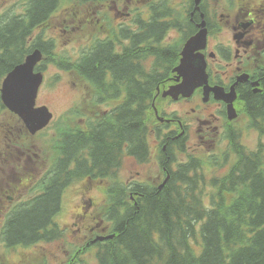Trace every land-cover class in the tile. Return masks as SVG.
<instances>
[{"label": "trees", "instance_id": "1", "mask_svg": "<svg viewBox=\"0 0 264 264\" xmlns=\"http://www.w3.org/2000/svg\"><path fill=\"white\" fill-rule=\"evenodd\" d=\"M31 1L26 15L0 17V91L4 78L36 48L46 57L39 71L45 69L46 60L54 57L53 42H30V38L34 29L48 20L57 0ZM151 26L143 33L126 30V39L132 44L123 55H114L109 46L101 54L110 56L108 60L98 59L94 52L77 62L57 59L58 65L73 66L91 83L94 74L98 79L109 74L108 78L119 81V85L100 87L114 99L126 91V104L114 112V131L107 132L96 144L107 152L118 153L126 140L129 153L141 157L147 154L153 99L158 85L171 72L166 60L169 65L178 57L176 53L155 49L154 43L162 33L154 31L155 23ZM142 44L147 45L145 50L141 49ZM150 56L156 59L153 68L145 65ZM100 61L102 65L97 68ZM259 101L249 102L248 109L264 117V97ZM5 110L0 98V114ZM252 121L264 131L258 124H264V119ZM235 148L240 160L220 181L218 193L210 200L211 206L206 205L203 196L205 179L198 172L200 163L196 160L183 165L161 190L137 189L142 196L132 207L126 198L124 213L117 214L115 205L116 237L100 249L99 264H264V149L247 152L240 145ZM91 170H87L88 174ZM78 176L68 170L63 178L53 181L35 205L15 213L6 226L8 246L29 247L60 239L63 232L53 222L61 209L64 188Z\"/></svg>", "mask_w": 264, "mask_h": 264}, {"label": "flooded vegetation", "instance_id": "2", "mask_svg": "<svg viewBox=\"0 0 264 264\" xmlns=\"http://www.w3.org/2000/svg\"><path fill=\"white\" fill-rule=\"evenodd\" d=\"M139 2L144 5L142 11L146 14L137 18L133 11H128L130 5L136 3V0H126L125 18L139 19L144 30L148 29L149 20L154 19V31L164 35L162 44L169 45L174 50H180V48L182 50L186 42L197 35L202 28L207 30V47L202 54L207 63L208 85L198 88L190 97H180L177 101L165 98V101L160 103V108L157 106L158 115H156L160 121V134L155 154L152 155L149 150L144 160L140 159L139 154L129 155V158L137 160L145 169L144 178L138 180L131 175L132 180L124 181L119 174L126 161V140L118 153L114 150L107 152L104 147L96 146L107 132L114 131L112 127L114 121L109 123L112 112L107 109L98 112L102 104L113 97L101 88L112 84L119 85V81L114 82L113 79L108 78L109 74H106L107 78L104 79H98L99 76L94 74L97 78L95 77L92 81V111L86 110L90 116L89 122L86 120L87 126L83 128L61 133L57 163L53 158H42L34 162L32 155L37 157V153L20 149L21 155H28L24 170L32 171V174L26 177L31 182L25 193L18 194L19 189L12 186L9 188V185L18 180L19 166L18 164L10 166L7 188H9L8 193L11 194L6 197L9 203L13 204L14 209L40 194V186H45L49 182L51 167L58 168L65 175L68 174V170L78 175L85 174L86 176L81 178L82 181L112 180L119 186L114 189L111 197L123 200L126 204L127 189L133 190V193L138 196L140 195L137 192L139 187L148 185L155 188L156 183L168 182L173 169L179 166L180 153L184 159L190 153L189 150L194 148V144L196 147H202L209 143L214 145L220 141L221 135L230 130L233 125L228 121L230 101H233L240 117L246 113L245 104L260 102L259 99H263L264 0H199L198 4L197 0H139ZM154 14L155 16H152ZM119 24L123 32L119 31L111 37H115L118 45H123L122 51H124L126 26L122 25L126 24ZM120 33L124 37L123 41L119 37ZM170 36H174L175 39L173 40ZM179 38L182 39L180 42H178ZM107 49H98L96 54L98 59H110V56L108 58L106 55L105 57L101 55ZM100 65H102L101 61L96 67L99 68ZM84 81L87 82V80ZM123 82L126 88V80ZM177 82V76L174 75L164 85L166 87L164 90L176 85ZM207 87L217 91H209ZM160 95L163 97L162 93ZM124 97L125 105L126 91H124ZM172 105L177 108L170 110ZM196 139H199V144L195 143ZM14 146L16 142L13 143L11 140L7 148L13 149ZM8 149L2 150L1 155ZM89 168L92 169L90 174L87 172ZM137 175L142 177L141 173ZM3 180V177H0V182ZM29 193L32 195L26 198ZM82 206L84 213L78 215L75 223L78 227L79 240L75 246L79 248V252L87 251V248L92 245L97 246L109 241V239H101L110 238L114 226L112 219L109 218V221H106L107 218H104L106 214L104 208H100L92 199L89 202H83ZM13 213L14 210L10 215ZM8 214L3 212L1 219L6 220Z\"/></svg>", "mask_w": 264, "mask_h": 264}, {"label": "rangeland", "instance_id": "3", "mask_svg": "<svg viewBox=\"0 0 264 264\" xmlns=\"http://www.w3.org/2000/svg\"><path fill=\"white\" fill-rule=\"evenodd\" d=\"M125 1L96 0L93 3H82L78 0H62L50 20L43 26L38 27L33 33L32 38L34 41L41 36L43 39L51 40L55 44V59L53 57L50 61H47L44 70L45 82L41 87L37 102L38 106L49 107L55 119L43 134H40L41 136H31L15 115L8 111H3L0 114V177L4 179L0 182V264L79 263V260H74L76 255L74 244L79 241L77 239L78 227L75 223L79 217L78 215L84 213L82 203L89 202L92 199L100 208L106 209L108 201L106 191L111 186V180L101 182L75 181L66 189L63 196L62 210L56 218V223L65 231L62 239L41 242L25 248H9L4 241L5 223L14 210L13 204H10L6 197L11 194L8 193V189L12 186L19 189L18 194H24L31 182L26 177L28 174L31 175L32 171L24 170L28 155H21L20 149L37 153V157L32 155L34 162L42 160V158H53L56 162L61 133L83 128L87 126L86 120L89 122L90 116H88L86 110L92 111L93 89L91 85L76 72L59 67L57 59H69L72 62H77L82 54L87 53L96 44L97 39L102 40L111 37L113 32L121 27L119 23L129 24L130 19L125 18ZM29 2V0H0V17H11L14 13L18 15L25 14ZM142 6L144 5L136 0V3L130 5L128 11H133L134 15L138 14V10H143ZM170 38L175 37L170 36ZM175 108L176 106L170 107V110ZM106 109L109 108L104 106L98 112ZM150 119L148 123L150 125L148 143L149 150L154 155L158 143V132L156 122L152 120V114ZM242 129L240 141L249 149L255 150L257 144L263 141L262 136L249 126L243 125ZM11 140H13V143L16 142V146L13 149H8L7 145L11 144ZM4 149L8 150L1 155V151H4ZM224 151L225 149L220 150L214 145H206L190 152L195 153V157H203L205 160L209 158L210 154L217 153L221 155ZM198 154H204V156ZM211 161L213 160L211 159ZM124 162L119 174L121 179L130 181L132 180L131 175L138 180L144 178L145 169L140 166L141 163L128 156ZM15 164L19 166L18 180L11 183L7 188L8 172L10 166H15ZM137 173H141L142 177H139ZM204 174L208 179L206 183L209 187L203 192V195H205L207 205H210L211 180L222 176L224 172L223 169L212 168L210 173L207 174L205 170ZM31 195V193L27 194L26 198ZM3 212L9 213L6 220L1 219ZM82 257L85 260L84 264H99L96 249L86 251Z\"/></svg>", "mask_w": 264, "mask_h": 264}, {"label": "water", "instance_id": "4", "mask_svg": "<svg viewBox=\"0 0 264 264\" xmlns=\"http://www.w3.org/2000/svg\"><path fill=\"white\" fill-rule=\"evenodd\" d=\"M205 42L206 32L201 31L187 43L183 52L184 59L177 71L184 76L185 83L180 88L186 92H192L200 80H206L205 62H199L191 68L195 51L203 49ZM41 60L42 53L36 50L23 64L8 74L1 89V99L5 107L18 115L32 134L44 129L53 118L47 107H36L38 92L44 81L42 73H35V68ZM168 94L175 93L170 90Z\"/></svg>", "mask_w": 264, "mask_h": 264}, {"label": "bare ground", "instance_id": "5", "mask_svg": "<svg viewBox=\"0 0 264 264\" xmlns=\"http://www.w3.org/2000/svg\"><path fill=\"white\" fill-rule=\"evenodd\" d=\"M101 15V14H100ZM28 41V40H27ZM55 54V53H54ZM115 55V54H114ZM137 78V77H136ZM152 147V146H151ZM151 149V148H150ZM60 210V209H59ZM57 215V214H56ZM23 246V245H22Z\"/></svg>", "mask_w": 264, "mask_h": 264}]
</instances>
